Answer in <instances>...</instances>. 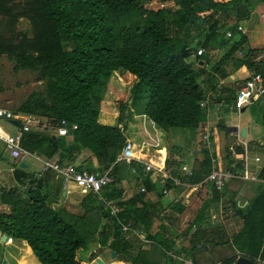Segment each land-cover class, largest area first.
Wrapping results in <instances>:
<instances>
[{"label":"trees","instance_id":"trees-1","mask_svg":"<svg viewBox=\"0 0 264 264\" xmlns=\"http://www.w3.org/2000/svg\"><path fill=\"white\" fill-rule=\"evenodd\" d=\"M144 1L0 0V56L12 62L13 71L28 70L41 84L40 90L30 92L12 109L40 116L47 123L39 130L22 133L23 148L66 161L77 169L80 166L72 161L87 149L101 164L99 169L106 168L124 145L121 123L128 116L126 104L120 103L115 124H103L98 119V94L115 70L135 76L129 88L130 107L162 130H194L206 120L205 107L199 105L206 92L197 79L204 73L210 51H221L205 77L210 89L216 88L218 78H224L227 70L242 65L264 81V59L256 58L257 48L248 45L246 35L238 33L234 39L223 34L229 27L235 32L236 22L264 0H171L173 6L157 9L144 7ZM20 18L27 20L28 33L16 29ZM230 18L235 23L227 25ZM198 47L203 53L195 59L190 57V51ZM219 90L227 91L230 96L226 103L234 105V88L220 85ZM134 102L138 104L134 106ZM254 102L260 103L262 116L257 120L264 130V91L249 104L251 113ZM61 118L76 127L68 128L66 136L47 131ZM216 126L225 129L222 120ZM247 148L264 153V148L253 141ZM223 152L224 168L242 169L241 159L234 163L230 159L232 153L243 156L241 145L225 146ZM210 154L213 152L201 149V159L190 167V174L178 175L181 182H201L210 170ZM164 163L166 167L171 165L168 158ZM12 176L16 184L0 188V204H6L0 209V233L23 241L35 264H86L77 252L88 240L113 251L116 260L153 264L140 248V240L131 233L126 237L120 229V223H128L157 243L158 234L150 228L152 219L160 213L162 188L149 179V173L143 180L155 199L137 190L129 203L119 204L117 218L109 216L101 205L88 209L97 201L91 192H85L81 200L83 211L90 212L77 214L52 207L48 203L50 191L40 178L24 175L21 167L13 168ZM256 177L264 182V157ZM170 184L162 187L169 188ZM233 208L242 218L240 229L231 239L239 253L218 264H232L239 255L250 259L251 264L264 262V187L248 205ZM202 216L197 214L193 220L197 229ZM101 218H105L102 225ZM87 264L96 263L92 260Z\"/></svg>","mask_w":264,"mask_h":264},{"label":"crops","instance_id":"crops-1","mask_svg":"<svg viewBox=\"0 0 264 264\" xmlns=\"http://www.w3.org/2000/svg\"><path fill=\"white\" fill-rule=\"evenodd\" d=\"M262 4L264 3H257L254 8H259ZM250 13L251 11L249 12V14ZM249 14L247 15V17L249 16ZM238 22H236V25H239ZM233 23H235V21ZM240 27L242 30L239 33L245 34V29L242 28V26ZM231 33L232 38L236 39L238 37V33L236 31ZM246 37L248 43V36L246 35ZM254 48H257L256 58H261L260 55H264V40L260 47ZM208 54V56L210 57L208 58L207 63L204 64L202 68L204 70V73L197 79V83L203 81V89L206 92L204 98L206 99V102L203 106L206 110V120L200 125L203 129V133H207L208 139L211 142L213 155L216 158V165L218 167L224 168V152L222 149L225 146L236 144L241 145L243 147L244 158V156H246V152L248 154L250 153L252 157L254 155H257L256 152H259L258 150H249L247 148V144L249 142L253 141L258 147L263 146L262 148H264V145L257 143L258 141L249 139L247 137V133H251L249 122H247L246 126H243L242 124H240V122H238L237 117L236 120L231 117L230 113L232 111H235L238 115L239 110L236 111L234 105L230 106L226 103L227 99L230 96L228 92L225 90H219L220 85H223L224 87L231 86V88H234L235 90L234 83L237 80H242L250 76V72L243 65L236 70L231 71L229 69L227 70V75L224 78H218L216 88L212 90L210 89L208 83L205 82V77L206 74L211 72V70H209L210 66L215 62V59L219 57L221 51L213 50ZM211 54L213 55L211 56ZM194 56L195 55L190 54V57L194 58ZM198 63L201 64L202 61L198 60ZM114 72L118 73L119 76L122 75L124 78H134L133 82L135 81V76L125 70H115ZM127 102L129 103L130 99H128ZM108 113L113 117H116L117 115V112L116 114H114L111 111H108ZM124 113H126V111ZM133 117L141 118L142 122L143 120H145V126L143 125L144 127L141 128V131L139 132L140 134H138V141L134 142L133 140H130L136 146L133 154L138 157L139 160H136V158H134L130 161H120L116 163V168L113 173L114 182L109 187V192L105 193L106 196L110 200L115 202L120 209L121 206L119 204L122 202L129 203L128 201H130L134 192L139 190L140 187H144V192H146L145 197L151 200L155 199L154 193L149 192L147 181L143 180L146 173H144L141 168V162L149 161L152 164H156L158 162L160 165L162 163L165 166V159L168 158L167 149H170L171 151L172 146L168 147L166 142H164V144L161 146H159L158 144L162 142L163 139L167 140L172 138L171 136L176 133L175 131H172V129H158L146 116L142 114H137ZM219 120H222L225 129H222L221 131H223V133H221L219 137H216L214 131L215 128L219 129L216 126V123ZM123 125L125 124L122 123L121 126ZM241 127H244L245 129L244 137H241L239 134V129ZM185 134L182 136V138L189 140L191 146L188 147V151L180 153L179 150L176 149L178 150V154L174 153V156H172V158H177V161H172L170 165L171 171H173V173L175 172L173 176L177 178L180 175L182 176L186 173V171L180 170L181 166H185L186 169L190 171V167L195 165L201 159V138L198 139V134H195L194 137L190 136L189 133ZM221 139L224 141L223 143H221ZM173 145L176 146V144ZM177 146L183 148L180 145ZM261 153L263 155L260 157L262 161L264 153ZM186 157H190V159L187 160ZM240 157L241 156H239V154L232 153L230 155V159L233 161V163L235 162V160L241 159ZM241 160L242 169L237 168L235 171L232 170L235 176L227 179L221 190H216L208 181L206 183L200 184L197 190H192L188 187L183 186H179L183 189H180L178 186H172L168 188V191L166 193H162V196H160L158 200L160 213H157L158 216H155L152 219L150 228L153 233L158 234L156 240L157 243L151 242L148 239L149 242L145 243L146 245L141 247L142 241H139L137 239L140 242V248L145 251V255L150 261H152L153 264H218L223 259L229 258L239 253L236 250L231 239L232 236H234L235 233L240 229L242 218L236 212V209L233 208V205L239 208L248 205V202L251 201L255 197V195H257L264 187V182L256 177V173L261 161L254 162L252 160L253 163L247 165V157ZM131 161H134L135 164L131 163ZM31 162V159L29 161H24L26 165L25 167H22L23 173L26 176H31V178H40L44 181V183L47 185L46 189L50 191V195L48 198L52 203V207H63L65 210L73 213L76 212L77 214H88L90 212H84L83 208L82 210L79 208V206L84 205V203L81 202L84 193L80 192L77 187L72 185L71 187H73V189L75 188L77 191L70 192L68 187V192L64 193V191H62L61 178L55 177L49 172L42 173L39 169L36 171H27L28 164H32ZM72 162L76 165H79V168L82 170H97L101 168V164L87 149H82L75 156ZM244 167H246V170L250 173L251 177H242ZM124 178H126V185L124 187H122L121 185L118 186L117 182L120 179ZM149 179L153 181L152 178ZM154 181H156L157 185L162 188V185L158 181V177ZM129 183H131V188H129L128 190L127 184ZM0 188H8L3 184L1 179ZM212 188H214L215 191H213ZM110 192H114L115 195L109 196ZM59 193L61 194V197L59 196ZM70 194H72L73 197H70ZM178 197L179 199H177ZM93 206L99 208L100 203L96 201L94 204L88 206L87 208L90 209ZM4 208H6V204H0V209ZM202 208H204V212ZM200 213H202L203 216L199 223V228L197 229V227L194 225L193 220L197 216V214ZM104 221L105 218H101L100 224L102 225ZM195 230L197 231L194 233ZM130 237L129 239L134 238ZM14 242L15 244H13ZM93 244L94 247L85 255L86 264L92 260L96 263V258H99L102 262H104V264H109L111 262L129 264L128 262L120 260H111L109 262L103 261L100 258L99 254L106 255L111 259H115V254L112 257L110 251L106 247L99 246L96 241H93ZM2 245H13V250L11 254L6 253L5 255H1V258L4 261L1 264H35L33 261V254L24 245L23 241L12 238L10 243L2 242ZM92 250H95V252H92Z\"/></svg>","mask_w":264,"mask_h":264},{"label":"rangeland","instance_id":"rangeland-1","mask_svg":"<svg viewBox=\"0 0 264 264\" xmlns=\"http://www.w3.org/2000/svg\"><path fill=\"white\" fill-rule=\"evenodd\" d=\"M143 6L149 9H157L160 7L173 6V3L171 0H146L143 2ZM233 20L234 19L232 18L228 19L227 25L233 23L232 22ZM238 23L240 26H242V28L245 29L246 31L245 34L248 36L249 45L252 48L260 47L264 40V4H262L259 8L252 9L249 16L247 18L240 19ZM231 28L232 30L234 29V27H229V29H227L230 33L232 32L230 30ZM16 29L28 33L29 24L27 20L20 18L18 20ZM237 33H239V31ZM223 34H225V32ZM260 57L263 58L264 55L263 56L260 55ZM188 60H191V58H188ZM133 79L134 78H124L122 75L119 76L118 73H115L113 71L112 74L109 76V78L106 79L104 86L101 88L100 93L98 94L100 97L97 102V105H98V108L100 109L99 115H98L99 121L103 124H115L116 122L115 117L109 114L108 111H111L112 113L116 114L118 105L120 103H125L127 106L128 116H125L124 121L122 122L123 124H125L123 125L125 127H123L122 134L125 139H129V140H133L134 142H137L138 134H140L139 132L141 131V128L145 126V120H143L142 122L141 118L133 117L137 115V112L136 110L133 109L134 107L130 109L131 102L129 103L127 102V100L129 99V95H130L129 88H130V85L133 83ZM202 82L203 81H200V84L203 86ZM40 85H41L40 82L34 79L33 73H31L28 70H24V69L13 71L12 62L8 60L4 55L0 56V106L1 107L7 108L10 110L14 109L16 105L21 100H23L30 92L40 90L41 89ZM137 104L138 102H134V106H136ZM252 106L254 108V111L252 113H251V108L249 104H247V105H243V107L245 108L242 112H238V115L236 114L235 111L234 112L232 111L230 115L234 120H236V117H237L238 122H240V124H242L243 126H246L247 122H249L251 133L250 134L247 133V137L249 139L258 141L257 143L264 145V138H263L264 130L261 124L257 120V118L260 119L262 116V109L261 107H259L260 103L258 102H254ZM0 125L2 127H6V124L3 122H1ZM13 131L14 129L10 127L9 132H13ZM47 131L51 132L50 129H47ZM172 131L176 132L175 134L171 136L172 138L167 139V140L163 139L162 142L158 144L159 146H161L164 144V142H166L168 147L172 146L171 151L167 154L168 159H170L171 162L177 161V158H172V156H174V153L178 154L177 153L178 150H179V153L188 151L189 150L188 147L191 146L189 140L182 138V136L185 133H189L190 136L192 137H194L195 134H198L197 135L198 139L201 138L200 135L203 133V129L201 125L194 130L191 128H172ZM178 131H181V132H178ZM221 133H223V131L215 128L214 134L216 137H219ZM223 142L224 141L222 140L221 143ZM173 144H176V146H174ZM177 145H180L183 148H180ZM0 153H1L0 154V175H1L0 179L6 187H9L11 185L16 184L13 176L11 175L12 169L13 168L16 169L19 167L15 161L10 159L7 155H5L2 152L1 142H0ZM256 154L259 155L260 157L263 156L261 152H256ZM246 157H247V160H246L247 165H250V163H253L252 161L253 157L250 153L248 154L246 152ZM30 159L31 158L29 159L27 158L26 161H29ZM186 159L188 160L190 159V157H186ZM241 159H244L243 156L241 157ZM31 160H32L31 162L32 164L30 163L28 164L27 171H36L38 169L40 170V163L36 160H33V159ZM158 165L160 164L158 163ZM148 173H149V178H152L153 181L156 180L158 176V173L156 171H151ZM131 183L127 184L128 190L129 188H131ZM117 184L118 186L121 185L122 187H124L126 185V178L120 179L117 182ZM68 185H70L69 186L70 192L77 191L75 188L73 189V187H71L72 184H68ZM63 188L64 186H62V191H64ZM60 195L61 194L59 193V196ZM70 197H73V195L70 194ZM49 200L50 199L48 198V203H50ZM79 208L82 210L81 206H79ZM13 244H15V242ZM145 245H146L145 243H142L141 247ZM12 246L13 245L3 246L2 242H0V264L3 261V259L1 258V255H5L6 253L11 254L13 250ZM93 247H94L93 242L89 240L86 241L85 247L83 249L78 250L77 252L78 256L83 261H86L85 255ZM99 256L105 262H109L111 260L116 261V259H111L108 256L103 255V254H99ZM33 261H36L35 257Z\"/></svg>","mask_w":264,"mask_h":264},{"label":"built area","instance_id":"built-area-1","mask_svg":"<svg viewBox=\"0 0 264 264\" xmlns=\"http://www.w3.org/2000/svg\"><path fill=\"white\" fill-rule=\"evenodd\" d=\"M236 30L241 32L242 29L239 25H237ZM225 36L229 37L231 36V33L227 30L225 31ZM202 52V48L198 47L195 51H190V54L200 55ZM261 81L262 80L258 74H250V76L242 80H237L234 83V106L237 110L243 107V105L250 104L257 95L264 91V85L261 84ZM205 102L206 99L201 100L199 105L204 106ZM11 119L16 120L17 125L11 123ZM1 122L6 124V127H2L0 125V142L3 146V153L5 155L17 164L27 158H32L38 161L40 163L42 173L49 172L55 177L61 178L62 186H64L63 189L65 192H68V184H73L82 193L91 192L96 196V200L100 203V205L107 211V214L111 217L117 218L120 208L115 202L110 200L105 193L109 192V187L114 182L113 165L115 163L120 161H130L134 158L139 160V158L133 154L136 146L132 141L125 140L122 149L116 153L114 160L106 168L101 170H82L75 168L72 164L59 162L57 158H45L35 151H29L22 147L21 140L23 132L39 130L46 126L47 123L40 116L28 113H19L0 106V123ZM10 127L14 129L13 132H9ZM75 127V124L69 126L67 121L61 118L54 123L51 130L55 136H66L68 134V128L74 129ZM201 142V149L205 148L209 153L213 152L211 142L208 139L206 132L201 135ZM244 158H246V156H244ZM252 160L254 162H260L261 158L258 155H254ZM209 162L210 170L203 178L202 183L198 182L194 184L181 182L179 178L173 176L170 167H166L162 163L161 165H158V162L156 164H152L149 161H142L141 168L144 173L156 171L158 173V181L162 186H164L167 182H170L171 184L169 187L183 186L192 190H197L200 184L209 181L216 190H221L226 180L235 176V174L227 168L218 167L216 165V158L213 154H210ZM180 170L186 171V174H190V171L187 170L185 166H181ZM242 177H251L250 173L246 170V167L243 169ZM27 180L28 179H25V183H27ZM139 190L140 192L145 191L144 187H140ZM167 191L168 188L162 187V193H166ZM177 199H179V197ZM120 229L126 234V237H128L129 233H131L141 240L142 243L149 242V240L143 236V232L131 229L128 223H120ZM2 235L3 234L0 233V242H11V237L9 236H5V239L1 241ZM92 252H95V250H92ZM256 264H264V262L258 260Z\"/></svg>","mask_w":264,"mask_h":264},{"label":"water","instance_id":"water-1","mask_svg":"<svg viewBox=\"0 0 264 264\" xmlns=\"http://www.w3.org/2000/svg\"><path fill=\"white\" fill-rule=\"evenodd\" d=\"M261 84L264 85V81H263V80L261 81ZM254 93H255V92H254ZM244 108H245V107H241V108L239 109V112H240V111L242 112V111L244 110ZM124 114L126 115V113H124ZM10 122L13 123V124H15V125H17V122H16V120H14V119H11ZM239 134H240L241 137H244V135H245V129H244V127H241V128L239 129ZM62 154H63V153L59 152V155L62 156ZM25 165H26V164H25L24 162H20V163H19V167H25ZM4 239H5V235H2V236H1V241H3ZM110 254H111L112 257L114 256V252H113V251H110ZM3 262H4V261H2V263H3ZM96 263H97V264H104V262H102L99 258H96ZM232 264H251V260L248 259L247 257L243 256V255H239V256L233 261Z\"/></svg>","mask_w":264,"mask_h":264},{"label":"clouds","instance_id":"clouds-1","mask_svg":"<svg viewBox=\"0 0 264 264\" xmlns=\"http://www.w3.org/2000/svg\"><path fill=\"white\" fill-rule=\"evenodd\" d=\"M15 125V124H14ZM51 133H53V131L51 130ZM2 152H3V146H2ZM40 155V154H39ZM32 159V158H31ZM34 160V159H33ZM24 161H26V160H24ZM24 161H21V162H24ZM20 163V162H19ZM19 163H18V167H19ZM66 163V162H65ZM22 168V167H21ZM41 168V167H40ZM13 170V169H12ZM98 170H100V169H98ZM40 172H41V169H40ZM43 173H45V172H43ZM26 184V183H25ZM73 185V184H72ZM70 185H68V187H69ZM65 192V191H64ZM65 193H67V192H65ZM4 235V234H3ZM6 236V235H5ZM12 239V238H11Z\"/></svg>","mask_w":264,"mask_h":264}]
</instances>
